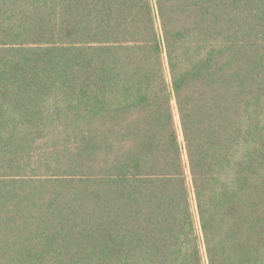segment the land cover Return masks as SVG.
<instances>
[{"label": "trees", "instance_id": "1", "mask_svg": "<svg viewBox=\"0 0 264 264\" xmlns=\"http://www.w3.org/2000/svg\"><path fill=\"white\" fill-rule=\"evenodd\" d=\"M0 264H264V0H0Z\"/></svg>", "mask_w": 264, "mask_h": 264}]
</instances>
